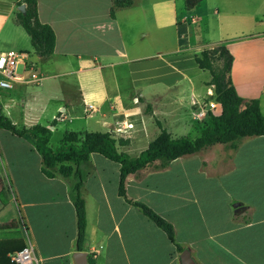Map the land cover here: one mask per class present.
Listing matches in <instances>:
<instances>
[{
	"label": "crops",
	"instance_id": "obj_1",
	"mask_svg": "<svg viewBox=\"0 0 264 264\" xmlns=\"http://www.w3.org/2000/svg\"><path fill=\"white\" fill-rule=\"evenodd\" d=\"M37 1L39 18L56 33L55 51L46 60L49 77L79 75L77 82L61 81L55 92L52 119H63L52 125L53 133L59 121L102 118L116 139L129 140L118 144L120 151L129 154L140 145L129 154L132 158L163 128L175 137L191 125L201 133L208 112L219 115L222 105L195 55L223 42L234 56L230 75L238 93L246 100L258 98L261 105L264 0H201L193 7L186 0H132L126 6L114 5L115 0ZM16 8L17 0H0V31L10 17L17 24ZM18 28L28 42L30 35ZM18 44V50L34 51L42 60L32 41V51ZM63 67L64 72L57 71ZM105 70L114 73L110 83L86 77L96 73L103 78ZM130 91L136 93L133 98ZM138 96L157 99L154 115L146 113ZM37 97L26 94L25 105L9 117L17 126V119L31 118ZM16 136L23 144L17 157L22 168L12 173L20 220L14 212L7 217L0 211V223L14 222L0 229V264H16L9 254L28 241L40 264H76V251H86L88 263L92 254L95 264H182L178 245L189 249L197 264H264V135L246 138L237 149L217 143L178 157L165 169L130 174L126 197L119 193L121 164L92 153L81 167L87 217L83 250L78 249L72 200L75 175L48 177L35 139ZM28 159L34 163L26 164ZM128 199L146 203L170 221L175 241Z\"/></svg>",
	"mask_w": 264,
	"mask_h": 264
},
{
	"label": "trees",
	"instance_id": "obj_2",
	"mask_svg": "<svg viewBox=\"0 0 264 264\" xmlns=\"http://www.w3.org/2000/svg\"><path fill=\"white\" fill-rule=\"evenodd\" d=\"M26 4L24 11L16 13V22L23 26L31 37L35 51L42 60L49 59L55 51L56 33L53 27L39 18L37 0H17ZM201 0H186L188 7H193ZM132 0H115L114 5L126 6ZM111 16L115 17L114 8ZM195 60L205 71H209L211 79L209 84L214 86L215 99L222 105V113L215 115L208 112L207 118L201 125V133L195 139L188 135L174 137L163 128L157 138L151 141L148 147L137 157L132 158L128 153L120 151L118 144L126 145L129 140L116 139L110 131H67L57 148L50 145L53 131L50 127L36 123L31 126H17L3 113L0 104V128L7 129L22 137L29 134L35 139L34 147L42 158V169L48 177L56 174L75 175L76 181L72 187V200L77 214L78 249H85L86 242V204L82 194L84 173L82 165L90 161L92 153H100L105 157L121 164L119 193L126 197L125 184L130 174L140 173L144 170H162L176 158L197 153L211 145L221 143L227 148L237 149L249 137L264 135V114L258 98L245 99L233 84L230 72L234 56L227 43L223 42L214 47H206L195 55ZM215 60L222 61L219 68L214 65ZM139 101L146 104V113L154 115V101L138 96ZM161 126L160 120L156 117ZM53 125H56L55 121ZM74 164V165H72ZM132 202L144 215L154 221L157 226L166 232L168 237L175 241L173 224L157 213L142 201ZM14 226V222L0 223V229ZM179 251L183 248L178 245ZM96 259L91 254L89 264H95Z\"/></svg>",
	"mask_w": 264,
	"mask_h": 264
},
{
	"label": "rangeland",
	"instance_id": "obj_3",
	"mask_svg": "<svg viewBox=\"0 0 264 264\" xmlns=\"http://www.w3.org/2000/svg\"><path fill=\"white\" fill-rule=\"evenodd\" d=\"M19 3L20 2L17 1L16 13L20 11ZM149 9L147 11H149ZM1 10H2L1 11L2 13L5 9L2 7ZM15 18H16V15H15ZM6 22L7 23L2 27L0 31V49H18V46H19L18 43H20L21 45L29 46L30 51H32L31 50L32 48L31 39L28 40V42H26V38L24 39L25 37L24 34L19 30L20 28H18L19 27L18 23L16 24L12 17L8 18ZM30 54H31V60L36 61L39 70L47 74L48 77L44 81H42L40 85L16 86L15 88L11 90L2 92L0 96L1 106H2L3 112L8 117L13 119L14 118L13 115L16 116L15 114L16 110L20 109L19 108L20 106L25 105L24 103H22V99L26 97V94L35 93L39 97V100H37V103H32L33 110H31V113H32L31 118L29 117V120H26V121H22V120L20 121L19 119H17V123L20 122V127H25L26 125H33L36 123H40L43 125L48 124V127H50L49 125H53L54 121L55 123L58 121L56 118L52 119V112L56 108V102H57L54 95H55V92L58 91L57 89L61 87V81L68 80L72 82H77L79 75L70 73V74H62L59 76L49 77L48 75L49 73L47 71V67H48L47 61L37 58L34 51H32ZM221 64H222V61L220 60L214 61V65L216 68H219ZM65 69L66 68L63 67V68H59V70L57 71L64 72ZM260 71H259L260 75L264 76V70L263 71L260 70ZM207 73H208L207 74L208 76L210 75V79H211L210 72L207 71ZM122 74H123V70H122ZM86 77H89V80H93L96 82L103 80V81L110 83L113 80L114 73L110 70H105V75L103 76V78L101 77V75L96 74V73L93 74V76L87 75ZM122 82L124 83L127 82V79L125 77L123 78V76H122ZM50 83L52 84V87L46 90L45 86L49 85ZM111 92L115 94L114 91L111 90ZM129 93L131 94L132 98L136 95V93L135 92L132 93V91H130ZM257 93L259 94L258 96H260L261 98V109L264 114V91H258ZM27 101L30 102V100H27ZM69 128H72V130L81 131V132H84L87 130L88 131H107L109 130V126L107 122H104V119L102 118L95 119L93 117H90V118L87 117V119H85V118L80 117V119L74 121V123H70L69 120L63 123H60L59 121L58 127L54 131L52 138L50 140V145L54 148H57L60 145V141L63 137L65 130ZM51 130H54V127ZM182 130L179 133H177L178 134L177 137L188 135L190 138L195 139L200 134L199 130L194 128L193 125L186 127ZM22 146L23 144L19 141V138L15 134H13L11 131L7 129L0 128V185L4 187L3 191L0 192V201L3 202L0 208V211L6 214L7 217L10 216L11 212H14L18 221L20 220V215L17 211L16 204L13 200L15 196V187L13 184L12 173L14 172L15 174H17V172H19V170L22 168V164L17 159L18 154H19L18 153L19 149H21ZM139 147L140 145L138 143L135 144L131 149V153L129 154L131 155L136 154L135 152L137 149H139ZM29 161L30 163H34L33 159L32 160L28 159L26 160L25 163L28 164ZM9 198L11 201L9 202L8 204L9 206H8L7 203L9 201L8 200ZM192 218L193 220L196 219L195 213L192 214Z\"/></svg>",
	"mask_w": 264,
	"mask_h": 264
},
{
	"label": "built area",
	"instance_id": "obj_4",
	"mask_svg": "<svg viewBox=\"0 0 264 264\" xmlns=\"http://www.w3.org/2000/svg\"><path fill=\"white\" fill-rule=\"evenodd\" d=\"M191 20L196 22L197 18L193 16ZM47 77V74L39 70L37 62L31 60L30 52L18 49L0 50V96L2 92L16 86L40 85ZM135 100L138 101V98ZM55 118L63 119L62 115ZM9 257L16 264H40L30 241L24 248L11 252Z\"/></svg>",
	"mask_w": 264,
	"mask_h": 264
},
{
	"label": "water",
	"instance_id": "obj_5",
	"mask_svg": "<svg viewBox=\"0 0 264 264\" xmlns=\"http://www.w3.org/2000/svg\"><path fill=\"white\" fill-rule=\"evenodd\" d=\"M26 8V4L25 3H21L19 5V10L20 11H24ZM54 126H50V128L52 129ZM74 260L76 262V264H89L88 263V255L86 251H76L74 253ZM181 262L182 264H197L195 262V260L193 259V257L191 256V253L189 251V249H184L181 253Z\"/></svg>",
	"mask_w": 264,
	"mask_h": 264
}]
</instances>
